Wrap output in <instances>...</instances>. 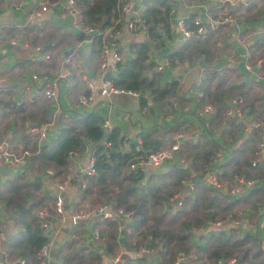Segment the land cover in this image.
<instances>
[{
  "label": "crops",
  "instance_id": "obj_1",
  "mask_svg": "<svg viewBox=\"0 0 264 264\" xmlns=\"http://www.w3.org/2000/svg\"><path fill=\"white\" fill-rule=\"evenodd\" d=\"M126 1L135 6V9L143 6V0ZM16 2L21 6H14ZM262 2L264 0H168L170 4L168 32L162 36V44L159 46H155L152 41L147 40L145 30L136 32L132 36L128 34L126 30L128 16L125 15L120 23L118 35L116 34L111 39L115 49L120 51V54H125L129 43L145 42L148 45V61L152 63L148 75H155L159 84H174L175 86L174 94L168 95L164 99L152 100L151 97L145 95L144 102L140 103L139 95L134 97L113 93L106 97L99 94L101 83H110L116 74V69L111 70L110 81H107L104 76L105 72L102 74L99 71L98 54L92 52L94 35L87 40L84 37L85 34L70 29L68 14L63 12L61 4L58 3L48 9L39 18L31 19L28 14L34 0H0V75L4 77V80L0 81V97L8 99L10 96L9 100L20 103L39 95L42 102L47 103L48 114L50 113L49 121L52 123V125L46 126L47 139L45 142L55 137L61 123L68 122V115L79 118L94 111L102 116L101 127L104 131L115 129L120 137L124 138L126 141L124 148H128L129 144L139 148L143 140L149 141L156 151L166 149L174 143L177 146L180 145L179 150L176 149L169 160H164L157 166L139 165V161L146 155L139 156L137 162L135 160L138 164L135 169L139 168L143 174L140 179L142 184L146 183L149 177L157 180L159 176L172 169H183L187 173L188 177L181 181L182 191L174 195L171 206L167 204L163 206L164 211L173 212L178 201H181L182 195L191 196L195 190L194 185L214 192L211 185L199 182L200 177L208 171L216 172L219 176V183L230 187L237 186L235 185L236 180L242 176L234 174L233 180H226L227 175L223 174L221 170L229 166L230 157L233 151L236 152L235 147L241 142L240 139L242 142L246 141L247 144L243 143L242 146L245 145L248 148L243 153L250 158L249 162L257 157L259 164L257 167L260 170H258L257 177L246 179L252 181V186L242 184L240 192L233 194L223 189V191H215L226 198L240 200V197H246L245 202L239 201L232 206L231 212H235L236 215L226 216L235 219L237 224L225 223L216 230L210 225V218H207L203 225L190 230V238L193 244L202 245L204 237L210 233L225 230L229 234V227H233L235 231L230 236L239 239V237L247 235L253 241L254 249L263 251L264 4ZM212 13L215 16H212ZM249 14L253 16L248 18ZM224 16L230 17L233 21L223 23L215 28L209 25L210 20H218ZM188 18H191V21L199 20L202 31L196 33L195 29L194 31L190 30L191 34L183 38L177 31V21L182 19L185 22ZM185 25L189 29V25L186 23ZM75 34L82 36L75 39L73 36ZM43 35L50 36L49 42L42 41ZM54 37H61L59 53L54 52L55 65L42 61L43 64L39 58L41 51L36 52L34 48L40 47L41 50L49 43H55V41L53 42ZM101 39L104 42L109 41L107 37H101ZM184 44L187 45V49ZM183 45L184 47H182ZM75 53H78V58H75ZM65 58L71 62L69 68L67 67L68 63L66 67H63L62 60ZM157 65H161L160 70L155 69ZM63 69L67 70V75L55 82V99L51 100L41 96L40 92L44 84L52 82ZM54 72L58 73L54 74ZM32 74H35L37 78L31 80ZM88 83L91 88L88 87ZM89 93L92 94L90 102L85 104L78 102V96H87ZM215 94L224 100L226 95L230 96V99L226 101L228 107L224 110V116L232 118L229 123L226 119L217 125L213 124L212 119H214L215 111L211 103V96ZM242 95L243 100H241ZM244 98L250 105L242 107ZM207 105L212 111L202 112V109ZM228 111H232V113L228 114ZM35 114L37 115V112ZM104 122L107 123V127L102 126ZM247 122H256L259 126L245 129L244 123ZM6 125L0 130V142H3L6 148L18 152L21 144L13 143L12 138L9 137H12V134L17 131L21 132L24 126L22 123L21 126L19 123L16 124V120H6ZM24 131L26 132L25 129ZM188 142L199 143L205 147L203 149L206 153H211H208L210 158L205 163L207 165L204 170L200 171L196 168V165L201 163L200 161H195L197 163L195 166L193 165L192 156L188 148H185L189 144ZM36 143H38L37 138ZM259 143H261L260 147L257 146ZM92 147L93 144L87 142L85 150L74 160L68 170L73 174H82ZM198 149L200 152L203 151L202 148L198 147ZM26 164V161L20 166L0 164V184L9 177L24 172ZM46 171L33 169L31 173H28V181L40 182L39 192L41 195L49 194L51 196L55 194L51 183L61 180L48 176ZM226 172L228 173V171ZM81 183L83 182L77 177L72 183L69 181V184L60 193L64 206L61 216L54 213L52 202L48 203L53 215L46 217L49 222L45 232L50 240L46 264L61 262L60 257H55L56 248L64 245L71 238L74 239L76 247H84L88 243L96 251L98 248L101 250L99 245L102 240L98 237L97 229L91 228L92 221L75 220L73 222L70 219L71 213L81 209L83 204L92 205L80 201L84 191V186L83 190L79 187ZM225 186L222 185L226 188ZM35 194L38 195V192ZM175 198H178V201L173 204ZM199 213L198 215H201V212ZM212 219L223 220L225 218ZM125 222L127 221L124 220V224H126ZM99 224L101 228L105 229L103 221ZM124 224L120 226L117 222L114 237V254L120 252V264L124 255L121 253L124 246ZM17 232L18 222L14 210L0 204V264L13 263L7 257L5 243L10 242L12 236ZM66 250L62 248L61 253L65 254ZM150 253L146 256L147 264H154L159 259L158 255ZM110 257L107 256V260ZM202 259L201 257L199 260ZM257 259L259 258L251 261L246 256L242 255L240 258L239 255H235L228 259V263L260 264Z\"/></svg>",
  "mask_w": 264,
  "mask_h": 264
},
{
  "label": "trees",
  "instance_id": "obj_2",
  "mask_svg": "<svg viewBox=\"0 0 264 264\" xmlns=\"http://www.w3.org/2000/svg\"><path fill=\"white\" fill-rule=\"evenodd\" d=\"M73 1L78 7L80 28L90 27L104 30L111 25H114V29L120 28V23L125 16L122 12V5L126 0ZM251 3L254 5L253 1ZM169 10L168 0H143L139 17L145 26L147 40L152 41L155 46L162 44V36L168 32ZM212 16L215 14L212 13ZM252 16L249 14L248 18ZM184 23L189 25L188 30L194 31L196 25L193 24L191 18L186 19ZM73 36L79 39L82 35ZM49 38V35H43L42 41L49 42ZM60 40L61 37H54L53 42L55 43H49L44 49L41 48V52H46L49 57L51 55V59L41 60V62H50L51 65H55L54 52L59 51ZM102 41L100 35H94L92 38V52L98 54V58ZM185 46L187 49V45ZM127 49L125 54H120L117 50L121 58L115 62L116 74L110 84L137 92L140 103L144 102L145 95L151 97L152 100H161L174 94V84H159L155 75H148L152 63L148 61V45L145 42L129 43ZM182 56L185 57L184 54ZM9 97L8 99L0 97V130L7 126L6 120H16L19 126L27 120L35 125L49 122L50 113L48 114L47 103L42 102L39 95L20 103L9 100ZM229 99L228 95L225 96V100L216 94L211 96L215 111L213 124L217 125L226 119L227 123L232 121V118L224 116V110L228 107L226 101ZM241 100H243V95ZM248 105L250 103L244 98L242 107ZM239 109L242 111L241 108ZM67 121L60 124L54 138L44 141L45 143L43 142L39 147L36 145L35 135L26 133L24 129L9 137L12 138L13 143L21 144L18 151L27 149L32 152L25 160L27 162L25 171L9 177L0 184V204L5 208L13 209L18 222V232L12 236L10 242L5 243L9 260H21L22 264H38L39 262L38 249L48 240L42 223L48 224L49 221L45 216L39 218L37 212L44 208L47 215L52 216L53 213L50 212L48 203L52 202L53 205L54 195H41L39 192L41 183L28 181V173H31L33 169H39V171L52 169L54 171L52 178L63 180L66 174H69L72 175L70 179L72 183L79 177V180L84 183L81 202H88L92 205L106 203L113 213L117 210L129 213L130 218L123 225L124 246L121 253L124 255L121 264H147L146 256L150 252V254L157 253L158 255L159 259L154 264H170L179 256L185 259V264H228V259L235 255H239L240 258L242 255L246 256L251 261L259 258L258 263L264 264V250H255L253 241L247 235L239 239L230 236L235 231L233 227H229V234L225 230H218L216 233L212 232L206 237L203 236L202 245L191 242V229L194 230L198 228L197 226L203 225L207 218H210L212 222L215 221L212 218L223 219L227 218V215H236L235 212H231L232 206L239 201L245 202L246 197H240V200L226 198L219 192H209L202 186L194 185L195 190L191 196L181 194V201H178L173 212L164 211L163 206L165 204L171 206L174 195L179 194L183 189L181 181L188 177L183 169L167 171L157 180L149 177L146 183L142 184L140 182L142 172L139 168L129 170L128 163L131 160L137 162L139 156L156 152L149 141L143 140L139 148L133 144L124 148L126 142L124 138H121L115 129L104 131L101 127L103 118L94 111L79 118L68 115ZM240 140L239 145L235 147L236 152L233 151L230 157L229 166L221 170L223 174L226 173V180H233L234 174L242 176L245 180L258 176L257 166L259 164L250 165L258 158L254 157L249 162L250 158L243 153L248 147L242 146L247 142ZM104 141L110 143L108 148L103 146ZM87 142L93 144L89 155L92 159V172L89 175L73 174L68 168L85 150ZM188 143L185 148H188L192 156L193 165L197 163L195 161H200L201 163L197 164L196 168L200 171L204 170L207 165L205 163L210 158L208 155L210 152L206 153L203 149L205 147L199 143ZM198 147L203 151L200 152ZM179 148L180 145L177 149ZM249 148L252 149V147ZM68 152L73 155H68ZM37 192L38 195L35 194ZM199 212L201 215H198ZM101 221L104 227L106 226L105 229L100 227L99 222ZM116 227V219L92 220L91 228L97 229L98 237L102 240L99 245L101 250L98 248L96 251L88 243L84 247H76L74 239L71 238L64 245L56 248L55 257L61 258L59 264H111L107 256L115 255ZM62 248L67 249L65 254L61 253ZM201 257L203 259L199 260Z\"/></svg>",
  "mask_w": 264,
  "mask_h": 264
},
{
  "label": "built area",
  "instance_id": "obj_3",
  "mask_svg": "<svg viewBox=\"0 0 264 264\" xmlns=\"http://www.w3.org/2000/svg\"><path fill=\"white\" fill-rule=\"evenodd\" d=\"M61 4L62 5V9L63 12H65L66 14H68L69 17V23L72 30H78L80 31L82 34L85 35H100L102 38L103 37H107L109 39V41H102V44L100 46V51H99V71L100 73L102 72V74L104 72H106L108 69L110 70H115V62L118 61L120 55L118 53V51L115 49L114 43L111 42V39L118 33H119V29H114V26H110L107 29L104 30H99V29H93L90 27H82L80 28L79 26V16H78V7L76 6V4L74 3L73 0H62V1H57V0H34V4L28 14V17L31 19H36L39 18L41 15H43L48 9L53 8L56 4ZM14 6L20 7L21 4L16 2L14 4ZM142 8H138V9H132V4L129 1H126V3L122 6V12L124 15H127V22H126V30L128 32V34H130L131 36L133 34H135L136 32H143L145 26L142 23V20L139 17V11ZM233 20L228 17V16H224L220 19H213L209 21V25L212 28H215L223 23H228V22H232ZM193 24L196 25L195 27V32L196 33H200L202 31V26H200V22L197 19L193 20ZM177 31L180 33V35L183 38L188 37L191 32L190 30H188L187 26L185 25V23L182 21V19H180L179 21H177ZM103 40V39H102ZM246 43V42H245ZM34 51L39 52L40 49L35 47ZM39 58L41 60H49V55L47 53H39ZM166 61V60H165ZM164 61V63H165ZM68 61L67 58H65L64 60H62V64L63 67H66ZM161 65H157L155 67L156 70H160ZM67 70L63 69L62 72H60L59 74H57L54 77V80L52 82H48L46 84H44L42 91L40 92V95L47 98V99H55V82L60 78H65ZM31 80L36 79V75L32 74L31 76ZM4 80V77L2 75H0V81ZM89 88H91V85L88 83L87 84ZM113 93H120V94H126V95H131V96H138V93L135 91H131L128 89H122V88H118L113 86L112 84L108 83V82H102L100 87H99V94L102 96H106L108 97L109 94H113ZM92 98V94L89 93L87 96H78V102H80L81 104H85L86 102H90ZM212 111L210 109V106H205L202 109V112L208 113ZM232 113V111H228V114ZM201 114V111H200ZM237 116H239V114H236ZM47 125H52L51 121L49 122H45L42 125H38L36 126L35 124H31L29 122H24L23 126L24 129L26 130L27 133L29 134H33L36 136L37 138V146H41V144L47 139V132H46V126ZM103 127H107V123L104 122L102 124ZM259 124L256 122H247L244 123V128L247 129L249 127H258ZM5 144L3 142H0V164L1 165H15V166H20L21 164H23L26 160V158L32 154V152H30L27 149H24L22 151H18L15 152L13 150H10L9 148H6L4 146ZM103 146L105 148H108L110 146L109 142L104 141L103 142ZM258 147L261 146V143H259L257 145ZM177 144L174 143L171 146H169L166 149H160L154 153L148 154L146 155V157L142 160L139 161V165H143V164H150L152 166H157L159 165L162 161L164 160H169L173 155L174 152L177 149ZM68 155H73L70 152H68ZM258 160L255 159L251 162V165L253 166L254 164H257ZM136 164L135 161L131 160L128 163V168L129 170H133L136 168V166L138 165ZM92 159H88L87 163L85 164V166L82 169V174H86L89 175L92 172ZM46 174L48 176H52L54 174L53 170H47ZM216 172L213 171H208L207 173H205L204 175H202L200 177V183L201 184H207V185H211L212 190L214 191H223L225 190L226 192L233 194V193H239L240 192V187L242 186V184L244 186H252V181H248V180H243L242 178H238L236 180L235 185L237 186H225V184L223 183H219V179L216 176ZM72 175L67 174L63 180L61 181H54L51 183V187L55 190V194H54V202H53V211L58 214V215H62L63 211H64V206H63V202H62V197L60 195V193L64 190V188L66 187L67 184H69V181L71 179ZM225 186L226 188L222 187ZM84 186L83 183L80 184V188L82 189ZM223 189V190H222ZM37 216L39 218H43L44 216L47 217V213L46 210L44 208L40 209L37 212ZM116 217L122 219V220H126L128 222L130 216L129 213L124 212L122 210H117L115 213L112 212L111 208L109 205H107L106 203H101V204H97L95 206L92 205H88V204H83L82 208L71 213L70 215V219L71 221H75V220H87V221H92V220H96L97 218L100 220H104V219H116ZM225 223H229L232 225H236L237 221L235 219L232 218H225L223 220H215L211 222V226L214 227V229H219L221 227L222 224ZM48 224H44L42 223L43 226V230H46ZM205 231V229H204ZM95 235V234H94ZM1 236V233H0ZM49 242L50 240L48 239L46 243L42 244L37 252V255L39 257V262L38 264H46V260L48 257V249H49ZM142 251V250H141ZM143 252V251H142ZM120 252L113 255L112 257L109 258V261L111 264H115L120 262ZM23 262L21 260H16L13 261L12 264H22ZM183 263L185 264V259L183 257H176V259L171 262L170 264H180ZM229 264V263H228Z\"/></svg>",
  "mask_w": 264,
  "mask_h": 264
},
{
  "label": "water",
  "instance_id": "obj_4",
  "mask_svg": "<svg viewBox=\"0 0 264 264\" xmlns=\"http://www.w3.org/2000/svg\"><path fill=\"white\" fill-rule=\"evenodd\" d=\"M132 9L134 10L135 6H132ZM84 37L87 40L90 39V35H84ZM110 74H111V70L110 69H108L107 72H105V74H104V76L106 77L107 81H110V78H111V76H109ZM36 126H38V125L36 124ZM6 139H8V137H6ZM177 201H178V198H175L173 200V204H176ZM116 221L119 223L120 226H122V224H124V220H122V219H120L118 217H116ZM180 264H183V263H180Z\"/></svg>",
  "mask_w": 264,
  "mask_h": 264
},
{
  "label": "rangeland",
  "instance_id": "obj_5",
  "mask_svg": "<svg viewBox=\"0 0 264 264\" xmlns=\"http://www.w3.org/2000/svg\"><path fill=\"white\" fill-rule=\"evenodd\" d=\"M75 58H78V53H75ZM70 63H71L70 60H68V66H67L68 68H69ZM58 65H59V63H58ZM55 73H56V72H54V74H55ZM57 73H58V72H57ZM57 73H56V74H57ZM47 102H48V101H47ZM216 176H217V175H216ZM217 178H218V176H217ZM218 179H219V178H218ZM96 204H97V203H96Z\"/></svg>",
  "mask_w": 264,
  "mask_h": 264
},
{
  "label": "clouds",
  "instance_id": "obj_6",
  "mask_svg": "<svg viewBox=\"0 0 264 264\" xmlns=\"http://www.w3.org/2000/svg\"><path fill=\"white\" fill-rule=\"evenodd\" d=\"M38 48V47H37ZM40 49V48H39ZM40 52V51H39ZM41 53H46V52H41ZM49 59H50V57H49ZM41 60V59H40Z\"/></svg>",
  "mask_w": 264,
  "mask_h": 264
}]
</instances>
